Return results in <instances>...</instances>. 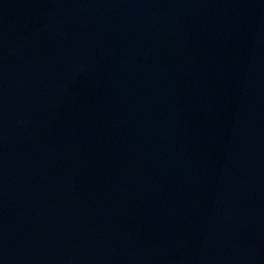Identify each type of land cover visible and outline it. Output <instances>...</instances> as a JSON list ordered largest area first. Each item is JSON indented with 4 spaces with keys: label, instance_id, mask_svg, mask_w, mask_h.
<instances>
[{
    "label": "water",
    "instance_id": "95a60500",
    "mask_svg": "<svg viewBox=\"0 0 264 264\" xmlns=\"http://www.w3.org/2000/svg\"><path fill=\"white\" fill-rule=\"evenodd\" d=\"M0 264H264V0H0Z\"/></svg>",
    "mask_w": 264,
    "mask_h": 264
}]
</instances>
